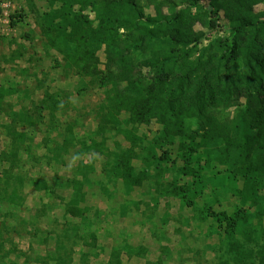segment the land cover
<instances>
[{"label":"trees","instance_id":"16d2710c","mask_svg":"<svg viewBox=\"0 0 264 264\" xmlns=\"http://www.w3.org/2000/svg\"><path fill=\"white\" fill-rule=\"evenodd\" d=\"M46 4L37 16L45 45L65 68L105 88L99 128L123 134L131 145L118 160L117 177L132 186L144 180L145 170L133 176L136 128L156 124L157 166L180 161L181 176L190 178L182 186L170 182L167 194L193 206L208 180L234 187L235 205L216 197V208L207 204L201 217L209 233L227 242L229 258L219 264H264V0ZM16 18L24 16H11V26ZM12 91L1 88L0 101ZM46 100L55 103L48 94ZM73 188L63 215L82 218L83 184Z\"/></svg>","mask_w":264,"mask_h":264},{"label":"rangeland","instance_id":"374dc122","mask_svg":"<svg viewBox=\"0 0 264 264\" xmlns=\"http://www.w3.org/2000/svg\"><path fill=\"white\" fill-rule=\"evenodd\" d=\"M46 7V0H10L0 7V89L13 90L0 101V264L227 260V242L209 233L201 217L207 204L216 208V197L235 205L234 187L208 180L193 206L167 194L170 182L182 186L190 178L181 176L180 161L157 166L160 127L154 123L136 128L141 142L132 148L133 176L145 170L144 180L125 185L117 177L118 160L131 145L123 134L99 128L105 88L65 68L45 45L37 16ZM16 13L24 18L11 26ZM45 94L55 103H43ZM76 181L88 208L82 218L63 215Z\"/></svg>","mask_w":264,"mask_h":264},{"label":"built area","instance_id":"2783aa9c","mask_svg":"<svg viewBox=\"0 0 264 264\" xmlns=\"http://www.w3.org/2000/svg\"><path fill=\"white\" fill-rule=\"evenodd\" d=\"M10 5V0H0V7H7Z\"/></svg>","mask_w":264,"mask_h":264}]
</instances>
